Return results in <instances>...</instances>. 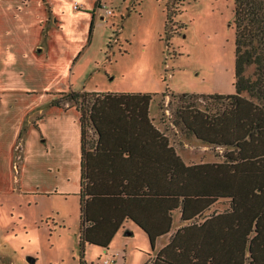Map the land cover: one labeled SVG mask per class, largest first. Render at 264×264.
<instances>
[{
  "label": "rangeland",
  "instance_id": "rangeland-1",
  "mask_svg": "<svg viewBox=\"0 0 264 264\" xmlns=\"http://www.w3.org/2000/svg\"><path fill=\"white\" fill-rule=\"evenodd\" d=\"M164 1L0 0L3 264L9 258L12 264H79V198L72 193L52 197L27 194L19 181L26 171L24 181L40 180L44 187L57 183L71 192L78 185L77 149L71 158L59 144L68 124L66 119L76 132L78 113L75 109L65 111L52 100L60 106H73L66 95L71 91L156 94L149 113L155 117L157 101L162 103L160 124L163 129L167 127L166 133L184 160L215 159L211 147L185 140L171 124L176 105L171 93L235 91V0H169L171 12L181 10L176 16L171 13L169 27L176 28L177 33L169 46L164 37ZM36 116L42 119H37L42 126L39 136L28 127ZM19 122L25 124L24 136L32 134L37 139L29 149L33 155L25 164H21V150L15 140ZM44 135L49 142H40L45 140ZM86 137H94L89 128ZM179 140L183 145L176 144ZM47 167L54 171L48 174ZM121 233L115 244H122L120 251L127 264H138L139 259L144 262L150 251L148 238L138 230L132 233L131 226ZM100 255H104L102 251L88 248L84 260L86 264H103L104 256ZM28 257L36 262L29 263ZM118 264H125L121 256Z\"/></svg>",
  "mask_w": 264,
  "mask_h": 264
},
{
  "label": "trees",
  "instance_id": "trees-1",
  "mask_svg": "<svg viewBox=\"0 0 264 264\" xmlns=\"http://www.w3.org/2000/svg\"><path fill=\"white\" fill-rule=\"evenodd\" d=\"M164 2L169 46L177 33L169 27L171 13L181 10L171 12L172 3ZM233 14L235 91L171 93L176 99L171 124L185 140L211 147L220 161L182 159L167 127L160 124V101L159 127L151 120L149 105L156 94H66L80 113L81 125L79 264H86V244L107 247L125 219L147 234L153 248L157 236L170 230L175 210L181 220L190 221L192 240L202 242L209 237L210 220H198L220 198L228 202L224 213L231 221L233 264H264V0H235ZM87 128L94 137H86ZM175 237L156 259L174 246ZM201 252H196L197 264H214V255L206 252L202 261Z\"/></svg>",
  "mask_w": 264,
  "mask_h": 264
},
{
  "label": "crops",
  "instance_id": "crops-1",
  "mask_svg": "<svg viewBox=\"0 0 264 264\" xmlns=\"http://www.w3.org/2000/svg\"><path fill=\"white\" fill-rule=\"evenodd\" d=\"M25 4V3H23ZM20 5V4H19ZM18 5V6H19ZM52 11V10H51ZM65 111H68L70 109H75V111L78 113V127L75 132L73 131L72 124L70 121L66 119L68 124L65 126V132L63 133V137L59 141L60 146L63 149L64 154H70L71 158H73V152L76 151L77 149V155H78V163H79V172H78V185L74 190H70L71 192H68L66 188H61L57 185V183H50L49 186L44 187V182L42 183L40 180H37V182H31V181H24L26 171L24 174H21V177L19 178V181L22 180L21 185L22 189L27 193V194H38L42 196H56V195H68L72 193L73 195L78 196V191L80 189V156H81V125L79 121V116L80 113L75 107L73 106H59ZM150 114V113H149ZM151 117V115H150ZM37 119L40 121V116L34 117L29 122L28 127L30 130L39 136V130L42 128L41 122H38ZM151 120L155 126L159 125L156 123L157 120V115L155 117H151ZM74 122V121H73ZM24 123L19 122V125L17 127V131L15 134V140L18 142L19 149L21 150L22 155L19 158L21 160V164H25V160L32 156L31 150L29 151L30 147L32 144H35L37 139L35 136L30 134L29 136H24L23 130H24ZM46 136V135H44ZM38 138V137H37ZM49 142L47 139V136L45 140L43 139L40 142ZM49 144V143H48ZM52 143L50 142V145ZM34 149L37 147H33ZM32 148V149H33ZM52 148V145H51ZM50 148V150H51ZM221 152V150L219 151ZM177 153L182 157L184 160V157L180 151L177 150ZM214 156V155H213ZM215 157V156H214ZM185 161V160H184ZM220 161L219 158L215 157L214 160L211 161H203V162H217ZM186 162V161H185ZM189 163V162H186ZM20 164V162H19ZM17 166V163L15 162V167ZM24 166V165H23ZM49 169L47 171L48 174H50L52 171H54L53 167H47ZM23 173V172H22ZM41 179V178H40ZM65 187V186H64ZM73 191V192H72ZM228 207V202L227 199L225 198H220L216 200L215 202L211 203L209 208L205 210L203 217L199 218V222H202L204 219L209 218L210 220V230H209V237H206L204 241L198 243L196 240H192L194 238L193 235L188 234L187 227L190 224V221H185L180 219V212L179 210H175L172 214V223L170 230L164 234H161L157 236L155 239V244L154 247L152 248L150 246V243L148 246H150V251L146 252L147 258L143 262L141 259H139L138 264H197L199 260L195 259L196 252L199 250L201 252L202 249V254L200 255V260H205L206 261V252L209 254V256L214 255L215 260L214 264H233L232 260V251L234 249V244H233V235L230 230H228V227L230 226V219H228L225 215V210ZM78 214H79V206H78ZM54 217V214L51 215ZM80 222V221H79ZM78 222V223H79ZM160 223H158L159 225ZM162 225V222L161 224ZM126 226H131L132 227V233L135 231H140L143 233L146 238H148L147 234L137 225L135 224L132 220L125 219L120 227L117 229L115 234L113 235L112 239L110 240L109 244L107 247H102L99 245L95 244H86L85 249L88 248H94L99 251L103 252V256L100 255V257L103 258H111L114 259L115 262H119V257L121 256V260L123 263L127 264V259L126 257L122 256V252L120 249L122 248V244L118 245L115 244V240L117 237H120L119 235L122 236V233ZM178 231V234L175 237V232ZM78 233H79V225H78V230H77V238H78ZM175 237L176 242H172L174 246L170 247L168 251L160 256V259H156L158 252L164 248L168 243ZM78 242V241H77ZM149 242V239H148ZM112 246L114 248H112ZM194 248H198L196 251H193ZM204 248H206V252L204 251ZM110 250H115L114 252H109ZM248 244L246 246L245 254L248 256ZM34 259V263L36 262V259ZM4 259L0 260V264H3ZM5 264H12L11 259H5Z\"/></svg>",
  "mask_w": 264,
  "mask_h": 264
},
{
  "label": "built area",
  "instance_id": "built-area-1",
  "mask_svg": "<svg viewBox=\"0 0 264 264\" xmlns=\"http://www.w3.org/2000/svg\"><path fill=\"white\" fill-rule=\"evenodd\" d=\"M102 262L103 264H116L115 260L111 258H104Z\"/></svg>",
  "mask_w": 264,
  "mask_h": 264
},
{
  "label": "water",
  "instance_id": "water-1",
  "mask_svg": "<svg viewBox=\"0 0 264 264\" xmlns=\"http://www.w3.org/2000/svg\"><path fill=\"white\" fill-rule=\"evenodd\" d=\"M27 260L29 261V263H34V259L31 257H28Z\"/></svg>",
  "mask_w": 264,
  "mask_h": 264
}]
</instances>
